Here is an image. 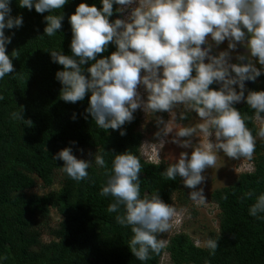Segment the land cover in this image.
Masks as SVG:
<instances>
[{"label":"clouds","instance_id":"obj_1","mask_svg":"<svg viewBox=\"0 0 264 264\" xmlns=\"http://www.w3.org/2000/svg\"><path fill=\"white\" fill-rule=\"evenodd\" d=\"M67 3L68 0H19V7L29 11L34 7L43 14L63 9ZM114 4L120 6L116 9L119 13L130 8L128 16L110 21ZM11 12L10 0H0V79L14 72L6 49L12 37L6 36L4 30L23 24V16L13 17ZM63 19V15H47L45 35L54 36ZM69 20L72 55L51 51L53 62L64 69L56 73V79L63 85L60 99L76 103L91 92L86 111L105 131L121 129L126 122L133 121V113L138 109L147 114L170 113L172 118L167 122L162 117L156 118L157 125H163L156 136H168L175 129L172 142L193 151L190 158L188 152H181L162 175L173 181L177 176L182 178L184 186L192 189L189 199L196 206L207 203L204 189L197 190V186L205 180L202 175L205 169L216 167L217 153L222 151L224 156L237 160L253 158L257 137L264 140V91L251 90L245 97V82H255L261 75L262 70L256 67L253 58L264 66V0H102V8L80 3ZM209 37L216 45L227 39L228 50L212 55L211 44L203 47ZM110 43L116 45V51L97 59ZM238 44H243L250 55H237V59H247V63H230V53ZM11 56L19 58L17 50ZM89 61L95 62L87 68L90 76H86L82 66ZM213 83L221 85L219 90L210 88ZM141 85L147 92L146 100L138 92ZM235 85L239 86V92ZM245 99L255 110L253 117L242 116L234 107ZM178 106L183 108L180 120H186L187 113L194 111L200 123L174 128ZM11 116L32 125L31 120H24L22 112H13ZM247 119L258 124L256 136L247 127ZM197 133L205 139L194 145L192 138ZM213 134L215 141L210 139ZM120 135L126 132L121 131ZM163 143L161 140L162 147ZM155 151L152 146L148 158L142 156L158 163ZM53 158L64 162L60 170L72 180L89 178L92 162L78 159L72 148H64ZM94 163L105 169L107 177L100 195L111 196L115 201L107 211L118 213L123 206V213L115 220L130 227L133 233L128 242L131 253L139 261L150 259V252L159 255L166 241L158 237L177 223V209L165 203L158 192L141 197L142 165L131 152L116 154L108 169L104 155L97 151ZM253 196L254 191H248L242 199ZM222 199L226 200L227 195ZM260 214H264V193L256 196L249 208L250 216L264 220ZM218 242L212 238L197 239L195 246L203 245L210 255H215Z\"/></svg>","mask_w":264,"mask_h":264},{"label":"trees","instance_id":"obj_2","mask_svg":"<svg viewBox=\"0 0 264 264\" xmlns=\"http://www.w3.org/2000/svg\"><path fill=\"white\" fill-rule=\"evenodd\" d=\"M80 3L102 8V0H68L63 9L41 14L34 7L31 11L19 7V0H10L11 15H22L23 24L4 30L6 36L12 37L6 49L14 72L0 79V96L4 97L0 100V264H161L165 252L170 256L169 264H264V220L249 215L255 197L264 193V154L258 143L255 168L240 173L231 185L210 195L220 208V230L213 237L219 241L215 255L203 246L196 247L192 237L181 230L169 237L159 255L150 252L147 261H139L131 253L128 242L133 233L115 220L123 213V206L120 212L109 213L107 209L114 198L100 195L107 177L105 169L94 163L97 151L104 155L108 169L116 154L129 151L139 158L142 198L158 192L165 203L172 205L183 181L179 176L173 181L162 175L173 162L153 163L142 156L144 134L138 118L119 130L105 131L86 111L91 92L76 103L60 99L63 85L56 73L64 69L53 62L51 51L72 55L69 18ZM117 8L119 5L114 4L109 18L112 22L121 17ZM50 14L64 16L61 29L52 37L44 33L45 17ZM13 50H17L19 58L11 56ZM114 51L116 45L110 43L97 59ZM94 62L82 66L86 76H90L86 70ZM255 64L262 70L261 75L246 86L245 97L251 90L264 91V66ZM220 86L213 83L210 88L219 90ZM234 107L242 116H254L255 110L246 99ZM13 112H22L24 120H31L32 125L12 119ZM246 124L256 136L257 123L247 119ZM121 131L126 135L121 136ZM69 147L75 156L87 149L92 151L87 180H72L60 170L64 162L53 158ZM58 172H62L59 189L30 191L39 181L44 187L53 186ZM248 191H254V196L242 199ZM225 194L226 200L222 199ZM52 209L62 219L50 229L51 239L45 241L42 223L50 218Z\"/></svg>","mask_w":264,"mask_h":264},{"label":"rangeland","instance_id":"obj_3","mask_svg":"<svg viewBox=\"0 0 264 264\" xmlns=\"http://www.w3.org/2000/svg\"><path fill=\"white\" fill-rule=\"evenodd\" d=\"M135 6V5H133ZM120 7V6H119ZM130 8L121 13V19H124L128 16L130 12ZM228 40L226 39L220 45H216L214 41L211 40V37L208 38V43L203 47H207L208 44L212 45V55H218L220 51L228 50ZM230 63H247V59L245 61H240L237 59V55H244L248 57L250 54L243 44H238L235 50H232ZM205 62H208L207 60ZM254 63H258V58H253ZM259 64V63H258ZM234 75V73H233ZM251 81L245 82V88ZM237 91L239 92V86L235 85ZM138 92L141 96L146 100L147 92L143 85L138 87ZM145 93V94H144ZM176 121L173 124V127L177 126H195L200 123L198 115L193 111L187 113L186 120H180V112L183 111L182 106H178L176 109ZM134 118L139 119V128L143 131L144 139L141 146L142 155L148 158V154L151 152V148L156 149V161L166 160L167 162H175L178 159L181 152H188L189 158L193 148H181L179 145L172 142L173 137L175 136V129L172 133H169L168 136L157 137L156 133L163 127V125H157L156 118L162 117L164 121H169L172 117L168 112H160V113H145L143 109H138L134 113ZM258 125V124H257ZM186 139V138H180ZM202 139H205L201 133H197L193 138V144L199 143ZM212 141H215V136L210 138ZM161 140L164 141L163 147L161 146ZM258 149H260V153L264 154V140H261L257 137ZM256 143V145H257ZM218 159L215 168H207L202 173L205 176L204 182L197 186V190L199 188L204 189V195L206 197V204L201 206H196L190 199L189 195L192 189L186 188L182 183L181 189L174 194L172 205L177 209V223L174 224L172 229L160 235L161 239H164L166 243L171 235L174 233L181 231H185L188 233L194 242L199 239L204 241L208 238H212L219 233L220 230V208L218 205L213 202L210 198L211 193L224 186L231 185L240 173L252 171L255 168V157L257 156V152L255 151L253 158L248 160L246 158L240 159H232L224 156L223 152L217 153ZM92 151L87 149L81 153H79L76 157L78 159H83L86 161H91ZM61 178L62 172L57 173V180L55 184L51 187H44V185L39 181L38 185L30 190L36 193H46L50 190L59 189L61 187ZM62 216L56 209H52V214L49 219L42 223L43 227V238L45 241H49L51 239L49 235L50 229L58 226L61 221ZM203 246V245H201ZM204 247V246H203ZM170 256L167 252L164 253L162 257L161 264H169Z\"/></svg>","mask_w":264,"mask_h":264}]
</instances>
